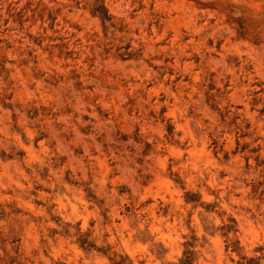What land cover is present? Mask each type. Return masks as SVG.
<instances>
[{"label":"clouds","instance_id":"1","mask_svg":"<svg viewBox=\"0 0 264 264\" xmlns=\"http://www.w3.org/2000/svg\"><path fill=\"white\" fill-rule=\"evenodd\" d=\"M0 264H264V0H0Z\"/></svg>","mask_w":264,"mask_h":264}]
</instances>
